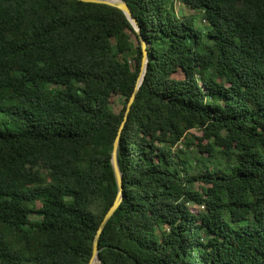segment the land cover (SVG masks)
Wrapping results in <instances>:
<instances>
[{"label":"trees","instance_id":"trees-1","mask_svg":"<svg viewBox=\"0 0 264 264\" xmlns=\"http://www.w3.org/2000/svg\"><path fill=\"white\" fill-rule=\"evenodd\" d=\"M123 1L100 264H264V0ZM141 61L115 7L0 0V264L89 263Z\"/></svg>","mask_w":264,"mask_h":264},{"label":"water","instance_id":"water-1","mask_svg":"<svg viewBox=\"0 0 264 264\" xmlns=\"http://www.w3.org/2000/svg\"><path fill=\"white\" fill-rule=\"evenodd\" d=\"M78 1L89 2V3H99V4H104V5H108V6L115 7L117 9H119L124 14L126 19L129 21V23L131 24V26L135 30L136 34L139 36L140 45H141V49H142V61H141L140 71H139V74H138V77H137V80L135 83L133 93L131 94L130 98L128 99V101L126 103V107H125L124 115H123V120L121 122V125L118 129L117 135H116V137L113 141V145H112L110 163H111L113 175L115 178V183L117 186V193H116V196L114 198L113 203L111 204L109 209L104 214V216H103V218L99 224V227L95 232L94 239L92 242V255H91V258H90L88 264H92V261L94 259H96L98 261V264H100V260H99V256H98V248H97L99 235L102 232L103 227L105 226L107 221L111 218V216L113 215L115 210L118 208V206L121 202V199H122L121 173H120L118 162H117V149H118V144H119L120 132H121L123 124L126 120L127 114L129 112L130 105L134 100L135 93L138 90V88H139V86L143 80V77H144V74L146 71V67H147L148 59H147V54H146V44H145V41L143 40V38L140 36L139 26H138L136 20L131 16L129 8L123 0H78Z\"/></svg>","mask_w":264,"mask_h":264},{"label":"rangeland","instance_id":"rangeland-1","mask_svg":"<svg viewBox=\"0 0 264 264\" xmlns=\"http://www.w3.org/2000/svg\"><path fill=\"white\" fill-rule=\"evenodd\" d=\"M175 8L178 14L181 13H188V9H186L184 6H182L179 3L175 4ZM132 64V62H131ZM122 103H123V98L121 97H117L116 100L114 101V103L111 105V109L113 111H118L121 107H122ZM191 133H194L196 135H200V132H196V131H191Z\"/></svg>","mask_w":264,"mask_h":264},{"label":"bare ground","instance_id":"bare-ground-1","mask_svg":"<svg viewBox=\"0 0 264 264\" xmlns=\"http://www.w3.org/2000/svg\"><path fill=\"white\" fill-rule=\"evenodd\" d=\"M92 264H98V261H97L96 259H94V260L92 261Z\"/></svg>","mask_w":264,"mask_h":264}]
</instances>
